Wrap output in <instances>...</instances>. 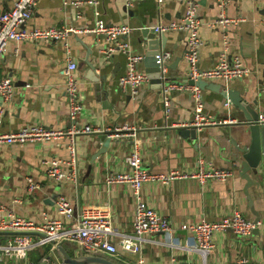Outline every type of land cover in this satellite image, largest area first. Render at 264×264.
Masks as SVG:
<instances>
[{
  "label": "crops",
  "instance_id": "crops-1",
  "mask_svg": "<svg viewBox=\"0 0 264 264\" xmlns=\"http://www.w3.org/2000/svg\"><path fill=\"white\" fill-rule=\"evenodd\" d=\"M71 1L77 0H38L28 26L91 28L96 20L95 11H99L107 24L130 25L132 31L125 39L132 51L146 55L148 40L143 29H152L161 21H177L185 11V4L180 0H136L131 4H127V0H96V5L81 3L78 7L69 4ZM217 1L203 0L198 7L199 36L204 42L199 49L202 68L215 65L224 48L223 28L211 23L219 17ZM14 3L15 0H0V12L9 10ZM227 13L244 18L228 28V44L232 52L242 55L251 73L244 79L213 81L238 90L259 115L264 114V0H228ZM164 34L165 48L160 46V49L172 53L170 78L182 80L189 69L185 58L188 33L170 30ZM66 42L70 54L78 61L75 73L84 94V107L76 122L91 124L96 129L76 138L78 181L57 182L51 179L48 165L44 163L56 158L63 164L70 159V141L67 138L25 144L0 143V206L39 222L44 219V212L55 210V200L62 194L73 203L77 212L81 207H106L119 232L133 235L135 203L130 187L127 183L108 185L104 180L108 172L126 170L125 157L133 138H112L106 152L94 161L92 157L104 145L107 132L118 129L126 133L130 130L128 127H134L144 166L149 171L196 169L197 160L201 157L220 167H233L235 174L228 181L214 179L204 187L195 179H178L170 185L146 182L143 193L161 215L177 226L202 216L216 221L234 209L254 220L253 211L258 212L260 224L249 237H240L232 230L214 234L215 249L207 255V264H236L242 255L250 261L264 262V160L260 163L259 172L252 175L257 183L248 188L253 200L252 211L244 192L246 180L239 174L242 153L233 143L235 140L242 145L246 141L243 130L247 125L243 111L232 102L227 105L229 100L220 93L203 89L205 112L217 119H233V122L202 128L190 126L188 123L194 115V100L190 92H171V104L166 115L160 89L152 86L155 83L150 81L135 96L122 89L119 77L125 73L127 56L117 51L107 58L103 52L109 46L105 36L84 31L70 34ZM67 56L63 41H9L0 59V79L10 75L14 93L10 100L2 103L0 133L17 131L28 124L52 128H67L72 124L65 89ZM177 57L181 59L175 64ZM88 61L96 66V73L101 77L99 89L88 77L94 74ZM138 66L146 70L144 61ZM128 95H131L130 99H127ZM105 99L108 104L103 106ZM28 178L39 184L31 195L26 193ZM53 195H56L54 199ZM12 234L14 232H0V242ZM146 238L139 253L120 251L115 260L136 264L137 258L142 256L155 264L189 261L201 264L203 261L201 253L193 248L195 242L189 232L177 228L172 233L150 232ZM67 245L69 247H64L76 255V245L72 242H67ZM44 250H32L30 257L39 263L37 260ZM56 251L53 255L58 257ZM0 264L24 263L22 260L5 259Z\"/></svg>",
  "mask_w": 264,
  "mask_h": 264
},
{
  "label": "built area",
  "instance_id": "built-area-1",
  "mask_svg": "<svg viewBox=\"0 0 264 264\" xmlns=\"http://www.w3.org/2000/svg\"><path fill=\"white\" fill-rule=\"evenodd\" d=\"M136 0H127L131 4ZM185 4V11L179 20H170L154 25L153 31L162 34L170 30H185L188 33L185 58L188 63L187 76L193 80L202 78L208 81L225 80L233 81L244 79L251 73V68L244 62L239 52H232L228 44V28L240 21L243 17H232L227 13L228 0H218L219 17L211 22L220 25L223 30V50L219 59L212 67L202 68L199 65V49L203 41L199 36L200 21L198 7L203 0H180ZM38 0H15L14 5L6 11L0 12V59L4 55L9 41H63L66 47L67 67L65 69V89L69 103V118L72 124L67 128H52L42 124H28L17 131L0 133L1 144H25L28 142H44L60 138L69 139L70 159L61 163L60 159L45 160L48 165V175L51 179L60 181L77 182L79 158L76 148V138L83 133H93L96 129L87 123L76 122L78 115L84 107V94L80 89V81L75 71L78 61L70 54L69 44L66 39L70 34L90 31L96 35H103L109 42L103 52L110 58L115 52L122 51L127 56L125 73L119 77V82L124 91L135 96L143 86L150 82L148 72L141 69L138 64L143 62L146 55L131 50L129 42L125 39L132 31L128 24H107L100 17V12L95 11L96 20L91 28L80 29L73 25H60L48 27L28 26ZM81 3L97 4L96 0L71 1L69 4L78 7ZM172 53L166 49H159L155 60L159 65V78L161 79L160 92L163 97V108L166 115L171 104L170 93L174 91H188L194 100V115L188 125L202 128L209 125L233 122V119H217L205 112L203 90L196 84L186 80L171 79L169 65ZM264 91V84L262 85ZM14 82L10 75L0 79V114L3 112L2 103L12 98ZM230 104V100L227 105ZM259 122L264 126V114L259 115ZM126 133L115 129L107 132L112 138H133L132 146L125 157L126 170L108 172L104 176L105 182L110 184L127 183L135 203L133 219V235L120 233L111 220V214L106 207H81L77 212L73 203L64 195L59 194L55 200V210L44 212V219L35 222L20 215L12 209L0 206V231H12L14 234L0 242V261L15 259L24 264H38L30 257V252L35 249H44L50 246L48 255L49 264H63L53 253L59 244L72 242L77 247V254L94 253L119 257L120 251L139 253L150 232H169L177 228L191 233L195 245L194 249L201 253L203 261L207 264V255L215 249L214 234L218 231H234L240 237L246 238L259 226L260 220L255 221L243 216L240 210L234 209L222 218L211 221L205 217L197 220L182 222L174 225L170 219L161 215L156 208L146 199L143 185L146 182H158L170 185L178 179H195L204 187L211 180L228 181L234 174L233 167H220L203 157L197 160L196 169L174 168L167 172L149 171L144 166L143 154L140 150L137 129L128 127ZM63 165V166H62ZM237 163H235V166ZM39 184L33 178H28L26 193L33 194ZM121 249V250H120ZM136 264H155L138 257ZM170 264H196L170 263ZM236 264H264V262L250 261L246 256L239 257Z\"/></svg>",
  "mask_w": 264,
  "mask_h": 264
},
{
  "label": "water",
  "instance_id": "water-1",
  "mask_svg": "<svg viewBox=\"0 0 264 264\" xmlns=\"http://www.w3.org/2000/svg\"><path fill=\"white\" fill-rule=\"evenodd\" d=\"M143 35L147 37L148 40V51L146 52V58L144 60V64L146 66V71L148 72L149 77L151 78V82L155 83L154 86L156 89L161 88V79L159 78V65L155 60V54L160 49V46L165 48L164 44L166 43L165 34L162 33L160 38L158 34L148 27L143 29ZM161 40V41H160ZM180 57H177L174 60V63H178L180 61ZM90 69L94 72L91 73L88 77L95 82L96 88L99 89L101 77L98 73H96V66L88 61ZM183 80L188 81L191 84L198 85L202 90L210 89L212 91H216L220 93L225 99L230 100L236 107L241 109L246 118L247 128L244 131V139L246 140L242 145H238L235 140H233L234 145L237 149L242 153L241 167L239 174L246 180V184L244 186V192L248 197L249 205L253 211V200L249 195L248 188L257 183L253 179V174L259 172V166L262 160H264V126L259 122V113L251 107L245 99L240 95L238 90L228 89L225 85L220 83H216L215 81H208L202 78H198L196 81L189 78L187 75L183 77ZM131 95L127 96V99H130ZM103 106L108 104V101L105 99L102 102ZM111 141L110 137L104 141V145L99 148V150L94 153L92 157V161L101 155L102 153L107 151V147L109 146ZM56 195L52 196L54 199ZM255 215V221L260 220V216L258 212L253 211ZM2 232V231H0ZM12 232V231H11ZM13 233V232H12ZM58 257L62 261L63 264H125L123 262L117 261L110 257H106L99 254L94 253H83L81 252L78 255H72L63 244H59L56 251ZM50 255H47L46 258L41 260L38 264H49Z\"/></svg>",
  "mask_w": 264,
  "mask_h": 264
},
{
  "label": "trees",
  "instance_id": "trees-1",
  "mask_svg": "<svg viewBox=\"0 0 264 264\" xmlns=\"http://www.w3.org/2000/svg\"><path fill=\"white\" fill-rule=\"evenodd\" d=\"M64 245H66L67 247H69V245H67V242H64ZM44 249H45V250H44L43 255H41V257L37 260L38 262H40L41 260H43L44 258H46V256L48 255V252H49V250H50V246H46ZM103 256H106V257H110V258H112V259H115V257H111V256H109V255H105V254H103Z\"/></svg>",
  "mask_w": 264,
  "mask_h": 264
}]
</instances>
